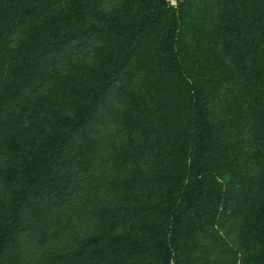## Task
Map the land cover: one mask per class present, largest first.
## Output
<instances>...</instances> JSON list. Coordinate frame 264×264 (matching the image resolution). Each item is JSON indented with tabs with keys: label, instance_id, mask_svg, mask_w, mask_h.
Listing matches in <instances>:
<instances>
[{
	"label": "trees",
	"instance_id": "1",
	"mask_svg": "<svg viewBox=\"0 0 264 264\" xmlns=\"http://www.w3.org/2000/svg\"><path fill=\"white\" fill-rule=\"evenodd\" d=\"M0 264H264V0H0Z\"/></svg>",
	"mask_w": 264,
	"mask_h": 264
}]
</instances>
